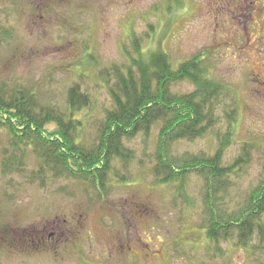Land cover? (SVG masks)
I'll return each instance as SVG.
<instances>
[{"label": "rangeland", "instance_id": "374dc122", "mask_svg": "<svg viewBox=\"0 0 264 264\" xmlns=\"http://www.w3.org/2000/svg\"><path fill=\"white\" fill-rule=\"evenodd\" d=\"M237 0H0V85L38 93L41 105L66 109L75 84L90 97L79 138L99 135L112 99L101 73L134 55L130 34L143 50L163 49L174 70L202 57L210 78L222 83L218 122L203 137L182 141L172 156L213 155L218 137L230 133L224 162L248 146V166L221 210L238 212L264 175V86L261 42L252 15L237 13ZM153 28V30L151 29ZM92 54L90 60L88 56ZM189 82L173 92H193ZM231 122V123H229ZM51 130L55 126L49 127ZM158 129L129 142L135 150L130 182L105 198L90 184L48 171L35 180L33 153L22 173L4 172L9 136L0 132V264H264V242L249 248L236 240L209 243L204 222V179L190 177L186 208L172 188L156 187L152 175ZM153 164V165H152ZM43 175V176H45ZM44 180V181H43Z\"/></svg>", "mask_w": 264, "mask_h": 264}, {"label": "trees", "instance_id": "16d2710c", "mask_svg": "<svg viewBox=\"0 0 264 264\" xmlns=\"http://www.w3.org/2000/svg\"><path fill=\"white\" fill-rule=\"evenodd\" d=\"M130 36L134 55H127L125 65L114 66L100 75L112 105L91 144L78 136L85 124L80 117L91 104L79 85L68 90L66 109L62 110L41 105L33 89L9 90L0 85V132L9 136L11 148L3 152L4 172L16 167L23 173L31 152L39 161L35 180H45V174L50 171L54 179L66 176L88 183L105 198L115 185L130 182L128 169L135 150L128 143L140 135L148 139L157 128L158 142L152 164L154 185L172 188L184 207L194 208L188 182L193 175L203 178L204 222L200 229L206 240L217 247L222 241L236 240V246L246 249L254 239L264 242V175L238 212L221 210L217 204H223L224 195L230 197L235 180L242 177L248 166L247 145L231 165L224 162L230 133L218 137L217 149L211 156L171 155L177 143L203 138L216 126V112L226 87L210 78L211 67L202 57L174 70L170 55L163 49L146 53L142 40L135 33ZM88 58L91 60L92 54ZM182 82L192 84L193 92L174 93L173 87ZM50 126L55 129L51 130Z\"/></svg>", "mask_w": 264, "mask_h": 264}, {"label": "flooded vegetation", "instance_id": "af4514ba", "mask_svg": "<svg viewBox=\"0 0 264 264\" xmlns=\"http://www.w3.org/2000/svg\"><path fill=\"white\" fill-rule=\"evenodd\" d=\"M236 11L239 14L244 15L245 12L252 15V29L257 30L260 42L261 50L260 55L264 56V0H237ZM262 73H264V62L262 61ZM261 87L264 86L263 77L258 79Z\"/></svg>", "mask_w": 264, "mask_h": 264}]
</instances>
